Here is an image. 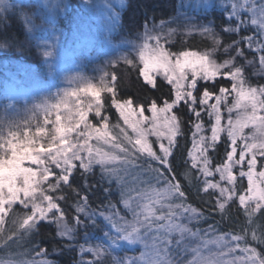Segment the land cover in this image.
Instances as JSON below:
<instances>
[{"label": "snow or ice", "instance_id": "1", "mask_svg": "<svg viewBox=\"0 0 264 264\" xmlns=\"http://www.w3.org/2000/svg\"><path fill=\"white\" fill-rule=\"evenodd\" d=\"M11 8L9 0H0V23ZM223 11L233 26L222 31L239 34L231 44L202 26L201 34L212 42L208 51L173 52L161 35L146 32L138 57H123L145 86L159 91L156 77L162 76L171 86L162 96L125 97L113 75L98 88L64 90L34 105L32 119L44 114L34 130L30 121L10 122L6 133L0 129V251L11 247L9 241L19 246L46 222L70 241L78 229L85 237L90 229L102 230V242L85 239L89 246L79 245L82 257H93L79 264H264V224L256 225L257 213L264 216V83L254 84L246 67L258 62L254 70L264 74V0H227ZM24 23L28 32L44 26L29 17ZM3 38L15 43L14 37ZM188 135L185 155L180 140L187 144ZM177 153L183 166L174 163ZM97 168L95 187L106 182L103 191L111 197L115 185L125 214L111 199L100 211L90 210L85 195L74 205L77 216L70 226L63 193L76 191L78 172L91 190L87 177ZM192 198L207 209L189 202ZM237 203L245 218L238 224L231 215ZM224 224L231 225L226 232L220 230ZM29 244L14 256L6 253L0 264H54L39 244ZM134 245L139 255H119Z\"/></svg>", "mask_w": 264, "mask_h": 264}, {"label": "rangeland", "instance_id": "2", "mask_svg": "<svg viewBox=\"0 0 264 264\" xmlns=\"http://www.w3.org/2000/svg\"><path fill=\"white\" fill-rule=\"evenodd\" d=\"M9 2L12 8L3 14L4 19L6 17V20L10 18L18 20L27 35V42L34 46L41 63L36 66L27 61V49L20 43L9 44L5 39L0 40V129L5 133L7 125L13 121L21 125H24L25 121H30L33 130L37 123L42 124L43 112H36L35 119H32L31 110L34 105L41 104L49 96L62 93L64 90L83 88L88 84L98 88L102 78L111 83L108 67L117 63L125 64L123 57H138V49L144 42L146 32L150 35H161V43L173 52L208 51L212 47V42L201 34L202 26L220 34L223 44L232 43L222 36V33L229 34L222 31L224 28L233 26L226 23L228 13L223 11L227 0H178V10L174 16L158 23H150L135 33L127 32L120 25L119 15L125 0H79L76 6L70 5L68 0H9ZM58 2L62 4L61 8L47 7ZM212 13L217 18H223L224 25H216L214 18L211 17ZM65 14H70V21L62 26L60 18ZM25 17L31 18L35 25H40L43 20L44 26L28 32L24 23ZM210 21L212 23H209ZM170 30L171 36L168 35ZM233 36L239 39V34ZM192 37L205 38L209 47L191 49L189 40ZM24 46H28L27 43ZM244 47L247 48V45ZM134 48L137 51H133ZM45 51L50 52V55L45 56ZM248 59L251 60L252 56L250 55ZM246 67L254 84L264 83V80H261V75L264 74L254 70L259 68L258 62L254 67L247 65ZM158 77L163 79L162 76L156 78ZM78 94L81 99H88L83 93ZM9 105L11 107H8ZM50 119H55V113ZM47 127L51 128L52 125L48 124ZM208 134L210 135V132ZM150 139L154 140L155 137ZM100 210L101 208L97 211ZM81 218L83 219V216ZM66 222L72 226L75 224V218L71 222L67 220ZM56 231L58 235L57 228ZM58 237L65 241L67 247L78 250L79 257L86 260L93 257L91 254L82 257L79 245L84 244L88 247L89 244L95 245L103 240L100 228L90 229L87 237L84 236L83 230L78 229L76 240L70 241L68 237L59 235ZM85 239L89 244H85ZM140 250L138 245L129 246L126 252L119 255H139ZM49 257L48 254L46 258L50 260ZM190 258L191 254H186V259Z\"/></svg>", "mask_w": 264, "mask_h": 264}, {"label": "trees", "instance_id": "3", "mask_svg": "<svg viewBox=\"0 0 264 264\" xmlns=\"http://www.w3.org/2000/svg\"><path fill=\"white\" fill-rule=\"evenodd\" d=\"M78 2L79 0H68L70 5L76 6ZM177 10L178 0H125V5L120 11L119 21L122 28H124L127 32L135 33L141 31L146 25L150 23H158L174 16L177 13ZM69 17L70 14H65L64 17L60 18L62 21V26H65L68 20L70 21ZM211 17L214 18L216 25H224L223 18H217L214 13L211 14ZM5 25L7 26L5 27ZM4 36L9 38L14 37L15 43H20L23 48L27 49L28 54L26 60L34 63L36 66L40 65L41 58H39V56L36 54L34 46H32V44L29 45V42H27V35L18 20L15 21V19L12 18L6 20V17L3 19V22L0 23V40H4ZM222 36L228 42H232L235 39L233 34L227 35L222 33ZM26 43L28 46H24ZM189 45L191 49H202L209 47L207 40L201 37L190 38ZM108 69L110 70L111 77L113 75L117 77L116 86L118 93L124 95L125 97H131L134 100L142 101L145 98L154 99L158 96H162L163 93H167L171 87L165 80L159 77L156 78L157 82L160 84L159 91L155 88H152L150 85L145 86V81L141 76L138 75V72L126 64L117 63L108 67ZM103 95L106 96L107 94L104 93ZM162 98H166V96ZM183 118L187 120V115H183ZM115 120L116 118L112 117V122H115ZM185 131L186 133L189 132L187 126H185ZM190 141V135L187 136V144L185 138L182 137L180 140L181 148L185 151V155L187 148L191 146ZM220 153L223 155L222 146L220 148ZM174 163L183 166V160L180 159L179 153H177V158ZM99 176L100 173L99 169L97 168L95 176L87 177L88 184L93 185V188L88 190L84 186L85 177L78 172L73 183V188H75L76 191H72L70 189L65 190L63 194L67 197V200L62 201L61 205L66 209V220L68 222L73 221L76 216L74 205L80 201V197L85 195L88 196L89 209L91 210L100 209L102 205L107 203L108 199H111L112 202L117 205V208L122 210V214H125L123 211V205L120 203L119 194L114 190L115 185L112 186L113 191L111 197L106 196L103 191V187L108 186L106 182L102 187H95L99 180ZM189 202L204 209H207L208 207V205H202L196 198H192ZM213 215L215 219H219V216H215V214ZM231 215L233 216L235 223L238 224L240 222H244L245 218L243 215V209L239 207L238 203L237 205L233 206ZM212 222L213 220H209L207 223H202L199 225V227L206 228L207 224ZM42 224L43 226L38 227L36 232L33 233L28 240L20 241L19 246L12 244L11 241H9L8 243L11 245V247L4 251H0V259L6 258V253H12L14 256L18 252H24L27 248H29L30 241L31 244H39L41 248L45 249L50 255V261L54 262V264H79L81 259L78 254L79 251L66 246L65 241L58 237L56 226L54 224L49 226L46 222H42ZM261 224H264V216H261L260 213H257L256 225L258 227ZM230 227L231 225L224 224L221 226L220 230L226 232L230 229ZM2 247L3 242H0V248ZM259 250L261 249L258 247V251ZM33 255L34 253L23 258L31 259Z\"/></svg>", "mask_w": 264, "mask_h": 264}]
</instances>
